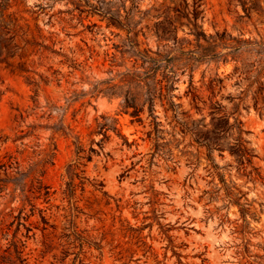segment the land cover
<instances>
[{
	"label": "rangeland",
	"instance_id": "1",
	"mask_svg": "<svg viewBox=\"0 0 264 264\" xmlns=\"http://www.w3.org/2000/svg\"><path fill=\"white\" fill-rule=\"evenodd\" d=\"M187 2L0 0V264H264V117L252 96L238 114L252 164L228 148L210 157L184 125L212 124L210 105L198 111L186 93L191 54L211 42L228 54L193 74L208 102L203 72L230 75L217 97L230 109L235 66L264 65V0H201V38ZM169 18L178 43L158 41ZM118 19L141 49L174 57L169 91L161 72L134 89L139 116L106 93L145 71ZM18 171L29 174L25 191L5 185Z\"/></svg>",
	"mask_w": 264,
	"mask_h": 264
},
{
	"label": "trees",
	"instance_id": "2",
	"mask_svg": "<svg viewBox=\"0 0 264 264\" xmlns=\"http://www.w3.org/2000/svg\"><path fill=\"white\" fill-rule=\"evenodd\" d=\"M201 7V0H194L193 20L194 26L196 28V34L199 38H201V36L203 35L204 37H206L205 34H202L198 31V29L202 28V26L198 24V19L201 17L204 11L203 9H201ZM175 11L182 12V10L177 7H175ZM168 20V26H164L162 30L157 33L158 41L172 38L175 40V42L178 43L180 40L177 37V30L173 24V20L171 18H169ZM116 23L121 27H128L127 29L129 32V42L132 45L129 53L134 55L137 60H142V65L143 67H145V71L141 72L139 70H130L123 73L121 80L122 84L110 86L106 93L110 94L111 96L123 95V107L126 112L130 113L132 116H139L142 112V108L140 107V100H138V96L134 92V89L141 88L144 81H154L157 78L158 73L161 72L163 78L167 81V84H165V86L161 88H166L169 91L171 87L170 84L175 80L176 76L175 65L170 63V61L174 57L170 58L168 53H165L160 49L154 52L155 55H152L153 51L151 49H141V43L138 40L137 33L134 30L135 28L131 25V22L129 21L128 23H125L121 19H118ZM210 38L213 37L210 36ZM210 45L211 47L208 48L205 53H202L199 56L191 54V56L187 58L184 65H192V74L186 93L191 97L192 102L195 104V107L198 111L202 110V107L200 106L201 102H203L205 105H210L212 124L207 123L205 121L206 117H203L199 122L194 121L193 128L188 126V122H185L184 125L188 130L194 133L198 141L207 146L210 157H212L215 149L224 150L225 148H228L233 155H236L241 164H245V162L252 164V160L254 157L253 150L247 146V140H245L243 136L244 123L239 118L238 114L241 113L242 106L245 107L248 111L250 110V105L247 104V102L250 96H252L255 109L260 112L262 117H264V81L262 80V77H264V65H261L262 62L261 60H259L257 63L253 62L251 64H244L242 67L238 65L235 66L233 72L239 73L238 77H240V79L236 82L237 89L239 90L235 94L230 93L228 96H226V98L229 99L230 102H233V107L231 109L228 108L227 105H224L222 101L217 98L222 90L227 87L226 79L230 75L221 76L216 70L214 73H211L209 76H207L206 71H204L201 78V88H206V90L209 91L208 102L200 95L199 91L201 89L195 85L193 72L195 65L202 63L203 61H207L208 64L212 63V61L217 62L223 56V54L216 51L217 48L215 46V43L211 42ZM235 50L236 51L232 53V59L238 62L240 59V55L237 54V50H239V48H235ZM258 52L263 53V51ZM223 57L224 61L227 62L228 54H225ZM149 94H151L152 96L150 97V99H152L151 101L154 102V97L150 90ZM171 104L176 108L181 106L180 104H175L173 101L171 102ZM231 116H234L235 118L233 123L231 122ZM13 164V162H10L9 164H3L4 169H6L7 175L9 173L8 169L10 167H13ZM18 173L19 176L13 178L15 180L7 177V183L5 185L8 186L10 182H13L16 188H20L22 191H25L26 179L27 177H29V174L23 171H18ZM38 184L39 185L37 189L39 195L43 194L42 191L44 189V194L49 196L50 190L47 189V186L42 179H38ZM240 205L244 207L243 204ZM42 218L45 219L44 216H42Z\"/></svg>",
	"mask_w": 264,
	"mask_h": 264
}]
</instances>
